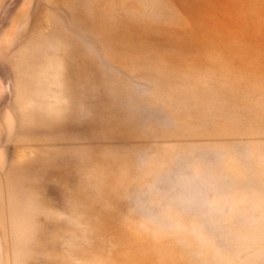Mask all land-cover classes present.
<instances>
[{
    "label": "rangeland",
    "instance_id": "374dc122",
    "mask_svg": "<svg viewBox=\"0 0 264 264\" xmlns=\"http://www.w3.org/2000/svg\"><path fill=\"white\" fill-rule=\"evenodd\" d=\"M0 264H264V0H0Z\"/></svg>",
    "mask_w": 264,
    "mask_h": 264
}]
</instances>
